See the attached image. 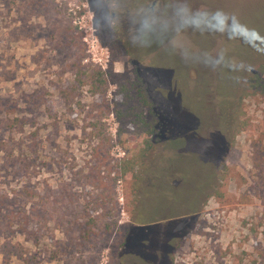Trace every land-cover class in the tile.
Here are the masks:
<instances>
[{
  "label": "rangeland",
  "instance_id": "1",
  "mask_svg": "<svg viewBox=\"0 0 264 264\" xmlns=\"http://www.w3.org/2000/svg\"><path fill=\"white\" fill-rule=\"evenodd\" d=\"M140 2L171 17L170 0ZM182 2L250 30L183 33L194 53L224 51L247 69L134 45L137 0L103 32L91 0H0V264H116L148 214L184 231L171 264H264V42L252 31L264 37V0ZM223 114L239 124L229 137L218 132ZM174 238L156 226L129 249L153 264Z\"/></svg>",
  "mask_w": 264,
  "mask_h": 264
},
{
  "label": "clouds",
  "instance_id": "2",
  "mask_svg": "<svg viewBox=\"0 0 264 264\" xmlns=\"http://www.w3.org/2000/svg\"><path fill=\"white\" fill-rule=\"evenodd\" d=\"M91 5L94 8L96 28L102 32L114 31L120 25L121 13L128 6V0H91ZM168 7L172 13L170 18L160 8L145 6L137 0L135 9L129 15L134 45L148 48L153 43H158L172 53H179L185 62L203 63L213 67L224 65L233 71L246 69L244 62L237 63L227 58L224 51L216 57L208 53L198 55L183 39V33L188 29L200 32H226L230 39L248 34L250 30L242 25L236 16H228L221 11L215 13L193 11L187 2L182 0H170ZM208 20L215 23L209 25ZM252 31L257 39L264 42V37H259L258 33Z\"/></svg>",
  "mask_w": 264,
  "mask_h": 264
},
{
  "label": "flooded vegetation",
  "instance_id": "3",
  "mask_svg": "<svg viewBox=\"0 0 264 264\" xmlns=\"http://www.w3.org/2000/svg\"><path fill=\"white\" fill-rule=\"evenodd\" d=\"M174 185L173 188H178L179 186L182 185V181L175 180L172 183ZM199 192V191H198ZM198 199V196H197ZM200 199V198H199ZM172 204H174L175 199L171 201ZM190 202H195V201H190ZM148 208L147 206H145ZM148 210V209H147ZM150 216L148 222H140L141 224H135L134 227H130L128 231L125 234V241L120 245L119 251L116 255V264H140L142 261L141 256L129 249V244L131 238L134 236L136 232H150L153 228L158 227H166V226H172V230L175 232V238L173 241L169 242L168 245H165L159 255L158 259L153 262V264H171L173 261V256L175 251L179 248L178 245L180 244V239L182 235L184 234V231L182 229H175L173 224L170 223L171 220H156L153 221V219L158 218L159 216H164V215H158V216H153V215H148ZM190 218V217H188Z\"/></svg>",
  "mask_w": 264,
  "mask_h": 264
},
{
  "label": "trees",
  "instance_id": "4",
  "mask_svg": "<svg viewBox=\"0 0 264 264\" xmlns=\"http://www.w3.org/2000/svg\"><path fill=\"white\" fill-rule=\"evenodd\" d=\"M247 69V68H246ZM227 72L225 73L224 71L222 72L223 74V76H227L228 75V73H229V71L228 70H226ZM140 80V83L142 84L143 83V81H142V79H139ZM93 86V85H92ZM95 86V85H94ZM93 86V87H94ZM93 87H92V89H93ZM95 88V87H94ZM239 91H240V88H239V86H238V88L237 89H234V90H232V92L233 93H231V95L234 97V99L236 100V99H238V96H239ZM242 92H244V89H243V91ZM140 102L142 103V107H148V108H150V110L152 111V108H153V105H152V103L150 102V99H149V97H148V94H147V87H146V85L145 84H142V86L140 87ZM127 101L128 102H130V100L132 99V96L130 95V94H128V96H127ZM127 101L126 102H123V103H127ZM231 114H233V112L231 113ZM142 116H144V115H142ZM219 118V124H218V132L220 133V135H222L223 133H221V131L222 130H225L224 132L226 133V134H228V137L229 136H231V133L233 134L234 133V130H235V128H237V126L239 125L238 123H236V124H234V119H232V118H230L228 115H226L225 116V114H223L222 115V117H218ZM145 118L143 117L142 118V120H144ZM243 126V125H242ZM151 130H152V128H151ZM154 130H156V133H155V131ZM160 130V129H159ZM219 130H221V131H219ZM153 132H154V135H158V131H157V129L155 128V127H153V130H152ZM228 137H227V139L226 138H222V141H223V144H221V146L220 147H218V150L219 151H223L225 148H229L227 145H228V143H229V141H228ZM165 170V167H163V168H160V169H158L157 170V172L159 173V175H160V177L161 176H164L163 175V172H165L164 171ZM163 171V172H162ZM159 178V177H158ZM160 180V179H159ZM206 183H204V185H205ZM157 186H159V185H157ZM161 186V185H160ZM204 187V186H203ZM202 187V188H203ZM199 193L201 194L202 193V189L199 191ZM196 202L197 201H199V199H197V200H195ZM149 215V214H148ZM20 222H21V224L24 226V227H27V226H29L32 222H33V217H31V216H26V215H23L22 217H20L19 219H18ZM67 226L68 227H70V228H74V229H80L81 227H82V225H83V222H82V220L81 219H79V218H70L68 221H67ZM89 223H86V226H89L88 225ZM90 230H92L93 232H96V228H94V227H91V229H89L87 232H86V236L87 237H89V234H90Z\"/></svg>",
  "mask_w": 264,
  "mask_h": 264
}]
</instances>
